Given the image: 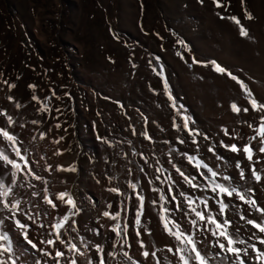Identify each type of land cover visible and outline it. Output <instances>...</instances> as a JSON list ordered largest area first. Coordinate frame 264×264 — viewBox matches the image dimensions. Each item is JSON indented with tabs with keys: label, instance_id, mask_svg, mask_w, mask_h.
I'll return each instance as SVG.
<instances>
[{
	"label": "rangeland",
	"instance_id": "1",
	"mask_svg": "<svg viewBox=\"0 0 264 264\" xmlns=\"http://www.w3.org/2000/svg\"><path fill=\"white\" fill-rule=\"evenodd\" d=\"M222 3L228 5L226 10L217 8L213 0H0V111L13 116L16 123L11 130L19 133L21 150H26L33 170L49 181L51 193L68 190L75 195L78 191L95 201L102 199L108 188L120 189L123 195L116 194V201L111 202L113 207L104 210L115 213L120 209V201L125 202L120 222L128 221L131 248L124 250L140 264L156 262L151 256L144 259L137 239L144 240L149 252L159 249L157 256L162 264L164 256L174 264L176 261L167 252V247H174L176 242L160 222L159 193L152 188H161L169 195L165 177L171 174L176 181L173 192L182 205L180 191L193 197L214 195L210 189L193 190L184 183L173 164L186 175L196 176L201 185L208 181L181 153L199 155L209 167L230 175L232 183L241 190L252 189L250 197L264 207V154L258 151L259 141L253 142L254 166L262 176L259 182L252 177V164L242 152L238 155L219 146L221 140L242 145L244 141L230 139L222 129L227 128L230 135L253 136V129L242 121L258 125L264 113L253 111L239 84L227 74L216 72L209 63L214 60L243 80L253 96L264 103V0H244L243 4L241 0H222ZM245 9L252 14L251 20L244 18ZM232 15L239 17L249 30L247 37L241 36L239 27L227 19ZM193 58L200 63H193ZM4 81L16 87L10 89ZM29 85L36 88L33 90ZM33 95L50 111H39L42 105L31 99ZM223 95L228 96L227 101L248 107V113L229 112L227 106L220 105ZM238 95L239 99L234 100ZM8 96L14 100H8ZM49 96L51 101L46 99ZM17 102L20 108L15 106ZM57 108L60 112L55 111ZM184 115L190 118V127L207 134L209 139L198 136V144H193L186 130L177 131L173 124H182ZM33 120L40 123L34 125ZM6 124V117L0 115V126ZM145 131L151 140L141 134ZM41 132L47 134L44 139L40 138ZM60 137L63 139L58 144L53 143ZM177 138L185 143L180 144ZM213 145L224 160L207 150ZM58 150L62 155H56ZM237 160L244 166V180H240L235 168ZM56 164L75 165L77 171L45 170L47 165L55 168ZM159 167L167 171L157 172ZM201 171L210 176L206 169ZM109 177L114 179L110 181ZM28 178L35 185L28 188L31 192L43 189L41 181ZM4 179L9 182L8 176ZM217 179L229 183L222 176ZM129 181L139 182L137 191L145 195L142 224L150 234L142 229L139 238L134 228L137 201L128 187ZM128 196H132L130 201ZM39 198L34 203H39ZM152 200L157 203L153 205ZM226 202L240 205L245 215H249V206L235 197L226 198ZM209 204L214 212L218 211L213 201ZM165 206L174 207V203ZM48 211L50 216L40 218L46 225L67 212V207L61 205L56 210L48 207ZM173 218L182 227L191 228L182 213L174 212ZM249 218L259 221L261 216L251 211ZM75 219L81 232V213ZM232 219L244 224L237 215H232ZM94 220L97 228L104 225L101 230L106 234L115 223L102 215ZM35 229L32 231L39 232L41 238L47 237V228ZM247 229L242 236L249 237L250 231H254L251 226ZM75 233H69L73 241L82 236L89 242L85 235ZM112 242L106 239V252L112 250ZM249 242L264 248L257 241L249 239ZM249 255L254 253L250 251ZM117 259L121 264H129L122 256ZM106 261L116 264L111 257L106 256Z\"/></svg>",
	"mask_w": 264,
	"mask_h": 264
},
{
	"label": "snow or ice",
	"instance_id": "2",
	"mask_svg": "<svg viewBox=\"0 0 264 264\" xmlns=\"http://www.w3.org/2000/svg\"><path fill=\"white\" fill-rule=\"evenodd\" d=\"M202 2V0H201ZM217 8L227 9L228 5L222 3V0H213ZM244 0H241L243 4ZM217 15H220L217 13ZM224 19V16L220 17ZM244 18L251 20L252 14L244 10ZM233 21L239 27V33L243 37L249 35V30L242 24L241 19L235 15L227 17ZM180 43H183L181 41ZM178 55H180L178 53ZM183 58V57H181ZM193 63H200L193 58ZM214 70L221 74H227L232 80L236 81L240 88L245 94L248 104L251 109L257 113H264V103L259 102L252 94L251 89L248 88L247 84L240 80L236 75H233L226 68L222 67L216 61L209 62ZM207 66V65H205ZM8 84L7 81H4ZM8 87L15 88L16 85L8 84ZM33 90L36 88L35 85H29ZM167 88V85H165ZM55 96V92L52 94ZM8 100L13 101L14 97L8 96ZM172 98L171 96L169 97ZM33 101L41 103V108L39 111L47 112L50 111L47 105L40 101L38 96L33 95L31 98ZM48 101H51L52 96L46 97ZM17 108L21 107L20 103H16ZM173 107H176L173 104ZM232 112L236 114L248 113V107H241L237 102L233 101L230 104ZM56 112H60V109H55ZM0 115L6 117L7 124L5 126H0V264H26L22 257H27L29 254L35 255L36 252L42 253L44 257H50L54 264H78L76 259L77 255L80 257L88 256L89 242H85L84 237H80V243L83 245L84 251L73 242L72 237L69 232L79 233V227L77 224V217L81 212V207L77 204L76 198L73 193L68 190L60 191L55 194L49 191V181L45 177L38 175L33 168L29 165L28 156L26 150L22 151L20 145L22 141L20 139L19 133L12 131V127L15 126L16 121L13 119L12 115H9L6 111H0ZM145 122L147 123V118L145 117ZM32 124H38L40 121L33 120ZM242 123L247 124L250 129H253L255 135L241 137L239 134L230 135L227 128H223L222 131L225 136H229L230 139L237 141H244L242 145L238 146L237 143L225 144L223 140L219 142V146L223 147L233 153L240 154L241 152L245 155V159L252 164L251 175L255 181L259 182L262 180L260 172L254 166V141H259V153L264 154V115L260 116L259 124L253 125L248 121H242ZM24 127V125H21ZM57 128H60L59 123L56 124ZM173 127L179 131L181 128L187 131L191 142L193 144H198L197 137L201 136L203 139L208 140L209 137L205 133H201L199 129L190 127V118L186 115L182 117V124H173ZM134 131V130H133ZM146 139L151 140V136L145 131L141 133ZM46 133L41 132L40 138L44 139ZM35 139V137H33ZM59 139L53 140V143L58 144ZM103 139V138H102ZM178 139L180 144H184L183 139ZM167 143V142H166ZM209 152L217 156V159L224 160L223 157L216 153V147L213 145L207 149ZM171 151L169 156H171ZM135 154V153H134ZM56 155H62L58 150ZM142 155V154H141ZM187 161L192 165L193 168L197 170L200 176H202L207 184L201 185L196 182V176L186 175L177 165L173 164L172 167L175 168L176 172L182 177L185 184H187L191 189H210L214 194L209 197L207 195L203 197H193L184 191H180L178 195L183 197V205L180 200L177 199V195L173 192V186L176 185L168 174L165 177V181L168 183V193L165 195L164 190L161 188H152L151 190L159 193L160 201V212L159 219L165 230V232L173 238L176 242L174 247H167V252L171 253L176 257L175 264H251L254 260L255 264H264V248L258 247L257 243H250L249 239L257 241L260 245H264V207H260L257 200L251 198L249 193L252 189L241 190L239 185L232 183L233 178L230 175H222L221 172L214 170L212 167L199 157V155H190L187 152L181 153ZM145 163L147 160L145 159ZM171 163V160H169ZM235 168L239 170L240 180L245 179V169L240 160L235 163ZM201 169H206V175ZM46 171H65V172H76L77 168L75 165L63 166L57 165L53 169L52 165H47ZM141 172L144 171L143 167L140 169ZM157 172H166V169L159 167L156 169ZM9 177V182H6L4 177ZM31 176L37 181H41L44 185L41 191H32V197H41V203L50 207L53 210L58 209L61 205L67 207V212L56 218H53L47 225L42 222L41 217H47L50 215L48 208H41L39 203H34L31 200L23 199L16 189L19 188H35L28 177ZM224 181L229 183H222L217 177H221ZM23 177V181L21 180ZM113 177H109L111 181ZM160 180V176L156 177ZM162 181V182H165ZM26 182V183H25ZM99 183V181H97ZM152 181L149 180V184ZM128 187L133 190L135 199L137 201V207L135 210V236L137 238L141 237L142 229L144 231H150L142 224V217L145 213V195L141 191H137L139 188V182L133 183L128 182ZM108 191L115 193L117 195H123L118 187L108 188ZM235 197L240 202L249 206V215L251 211L260 213L261 218L259 221L255 218H249V215H245L244 210L240 205H233L230 202H226V198ZM132 196H128L127 200H131ZM213 201L218 206V211H213L209 201ZM151 203L155 205L156 200H152ZM174 203V207H166V204ZM30 205L27 210H25L24 205ZM113 205L109 203L107 209H111ZM125 207V202L120 201V209L115 213L105 210L102 212V216L115 221L109 228L111 232L115 234L116 239L111 243L109 250L105 252V246L99 243L93 245L95 253L98 256L97 261H93L91 257H88L87 264H106V256L111 257L116 260V264H121V261L117 257L122 256L124 260L129 262V264H140L139 261L134 260L128 251L124 250L125 247L131 248V244L128 240V221L127 219L121 224V210ZM182 213L183 217L187 219V223L191 226L190 229L182 227V224L173 218V213ZM237 215L240 221L244 224L241 225L237 221L232 219V215ZM219 217V218H218ZM31 222V223H29ZM99 223V220H97ZM247 226H251L249 237L242 236V231L248 230ZM35 228L48 229L47 237L41 239L39 244L31 237L30 232ZM104 228L103 224H100L98 228H88V231L93 232L95 235H101V229ZM202 237V238H198ZM67 237V239L65 238ZM211 237V239H209ZM137 243L140 248L143 249L141 255L145 260L151 256L155 259L156 264H162L161 258L157 256V251H151L147 249L143 239H137ZM48 245L54 251H49L46 248L40 247L39 245ZM62 245L63 250L58 246ZM31 250H35L32 252ZM250 251L254 253V256H250ZM66 253L72 254L70 259L66 260ZM164 264H174V262L168 258V256L163 257ZM34 264H41V260H35ZM47 264V261L44 262Z\"/></svg>",
	"mask_w": 264,
	"mask_h": 264
},
{
	"label": "bare ground",
	"instance_id": "3",
	"mask_svg": "<svg viewBox=\"0 0 264 264\" xmlns=\"http://www.w3.org/2000/svg\"><path fill=\"white\" fill-rule=\"evenodd\" d=\"M76 156V155H75ZM46 157V156H45ZM72 157V156H71ZM43 160V159H42ZM57 160V159H56ZM58 163H60V162H58ZM57 165V164H56ZM46 168V167H45ZM54 168V167H53ZM56 172V171H55ZM55 172H53V173H55ZM58 172V171H57ZM59 172H61V173H65V171H59ZM50 173H51V171H50ZM68 173V172H67ZM70 173V172H69ZM59 174V173H58ZM55 176V175H54ZM64 175H62V177H63ZM57 177H58V175H57ZM56 178V177H55ZM59 178H60V175H59ZM29 179V178H28ZM57 180V179H56ZM23 181V180H22ZM83 183V182H82ZM55 184V183H54ZM58 185V184H57ZM44 186V185H43ZM105 186H106V184H105ZM55 188V187H54ZM57 189V188H56ZM95 189V188H94ZM105 190H106V187L104 188ZM38 190V189H37ZM39 190H40V188H39ZM108 190V189H107ZM41 192H42V189L40 190ZM17 193H19V195L23 198V199H25V200H31V201H35V198L36 197H32L31 196V190L30 189H26V188H17V191H16ZM54 192H56L55 190H54ZM58 192V191H57ZM84 192V191H83ZM94 192V191H93ZM105 192V194L106 195H104L103 196V194H102V199L101 198H97L95 201H92L90 198L91 197H87L85 194H81V192L79 193L78 191H76L74 194V196H75V198H76V201H77V204L81 207V216L83 217V224L81 223V228H82V230H81V232H79L80 234H82V235H85L86 237L85 238H87V240H89L91 243H90V245H89V248H88V250H87V252H88V256L87 257H80V256H78L77 255V257H76V259L78 260V264H87V260H88V257H91L92 259H93V261L95 262V261H97L98 260V256L96 255V253H95V249H94V247H93V245L94 244H96V243H99V244H102V245H104L105 246V250H106V243H105V241H106V239L107 240H112V241H114L115 239H116V237H115V234L113 233V232H110L109 234H106V232H102V230H101V235H99V236H97V235H95L93 232H91V231H88L87 229L88 228H97V225H96V222H95V220H94V218L95 217H101V215H102V212L103 211H105L104 209H107V205L109 204V203H111V202H114V201H116V197H118L116 194H114V193H109V192H107V191H104ZM85 193H86V191H85ZM40 199V201H39V204H40V207L43 209V208H48V206L46 207V205H43L42 203H41V197L39 198ZM24 207H25V210H27L28 209V207H30V205H24ZM64 207V206H63ZM53 213V212H52ZM50 216V215H49ZM85 218V219H84ZM46 220V219H45ZM80 220V221H81ZM29 223H31V222H29ZM83 229H84V231H83ZM36 230V229H35ZM38 230V229H37ZM37 233V235H35ZM69 233H73L74 234V232H69ZM76 234V233H75ZM30 235H31V237L39 244V241L41 240V239H43V238H41V234L39 233V232H33V231H31L30 232ZM80 237H82V236H80ZM67 238V237H66ZM74 238V237H73ZM75 238H77V237H75ZM73 242H75L76 244H77V246L78 247H80L81 248V250L82 251H84V249H83V245L80 243V239L79 238H77V239H74V241ZM259 245V244H258ZM40 247H43V248H46L47 250H49V251H53V249L51 248V246H48V245H43V244H41V245H39ZM62 250H63V246L62 245H58ZM32 252H35V250H31ZM106 252V251H105ZM53 255H54V251H53ZM71 255L72 254H69V253H66V260L67 259H70L71 258ZM22 260H25L26 261V264H28V263H30L31 264V261H34L35 262V260H37V259H39V260H41V264H44V262L45 261H47V263L48 264H54V262H53V260L50 258V257H44L43 255H42V253H39V252H36V254L35 255H31V254H29L27 257H22L21 258ZM31 260V261H30ZM34 262H32V264L34 263ZM18 264H19V262H18ZM62 264H64V262L62 263ZM106 264H108V262L106 261ZM252 264H255V262L254 263H252Z\"/></svg>",
	"mask_w": 264,
	"mask_h": 264
},
{
	"label": "crops",
	"instance_id": "4",
	"mask_svg": "<svg viewBox=\"0 0 264 264\" xmlns=\"http://www.w3.org/2000/svg\"><path fill=\"white\" fill-rule=\"evenodd\" d=\"M221 78V77H220ZM224 78V77H223ZM224 79H226V78H224ZM236 89V88H235ZM241 92V90H239V89H237V92ZM242 93V92H241ZM242 95V94H241ZM223 100H220L219 102H220V105H222V106H224V107H228V109H229V112H230V110H231V108H230V104L232 103L231 101H227L228 100V96L227 95H223V98H222ZM234 100H238L239 99V95L236 97H234L233 98ZM225 110V109H224ZM226 113V112H225Z\"/></svg>",
	"mask_w": 264,
	"mask_h": 264
}]
</instances>
